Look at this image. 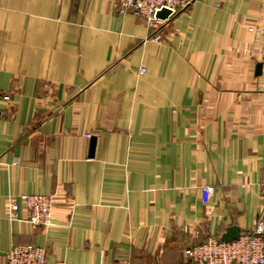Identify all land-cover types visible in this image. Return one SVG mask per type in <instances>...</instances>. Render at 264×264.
I'll list each match as a JSON object with an SVG mask.
<instances>
[{
    "label": "crops",
    "instance_id": "1",
    "mask_svg": "<svg viewBox=\"0 0 264 264\" xmlns=\"http://www.w3.org/2000/svg\"><path fill=\"white\" fill-rule=\"evenodd\" d=\"M122 3L0 0V262L34 243L51 262L186 264L264 222V0H195L157 28ZM39 193L50 225L8 218Z\"/></svg>",
    "mask_w": 264,
    "mask_h": 264
},
{
    "label": "built area",
    "instance_id": "2",
    "mask_svg": "<svg viewBox=\"0 0 264 264\" xmlns=\"http://www.w3.org/2000/svg\"><path fill=\"white\" fill-rule=\"evenodd\" d=\"M195 0H123L120 12L125 14L131 10L135 15L143 17L148 26L157 28L161 20H169L181 11L187 10ZM167 9L170 14L166 18L158 17L159 11ZM163 39L161 32H156L154 41ZM140 68V73L145 72ZM9 101L8 93L0 95V99ZM91 138V133H86ZM215 188L204 185L201 188L202 200L208 203ZM53 194H22L10 197L7 216L10 220L19 217L21 205H24L27 219L33 225L48 226L53 218ZM188 264H264V222L259 220L256 225L242 233L238 239L222 240L210 236L206 242L199 243L185 249ZM0 264H67L64 261L51 262L48 260L46 248L34 243H16L6 255V260Z\"/></svg>",
    "mask_w": 264,
    "mask_h": 264
},
{
    "label": "water",
    "instance_id": "3",
    "mask_svg": "<svg viewBox=\"0 0 264 264\" xmlns=\"http://www.w3.org/2000/svg\"><path fill=\"white\" fill-rule=\"evenodd\" d=\"M170 14V11L167 9H163L158 12L157 16L161 18H166ZM263 72V63H258L256 67V74L261 75ZM95 148V139L91 140V151L93 152ZM93 154V153H92ZM240 229L237 226H230L227 231L223 234L222 240L230 241V240H235L238 239L240 236Z\"/></svg>",
    "mask_w": 264,
    "mask_h": 264
},
{
    "label": "trees",
    "instance_id": "4",
    "mask_svg": "<svg viewBox=\"0 0 264 264\" xmlns=\"http://www.w3.org/2000/svg\"><path fill=\"white\" fill-rule=\"evenodd\" d=\"M186 264H188V262H186Z\"/></svg>",
    "mask_w": 264,
    "mask_h": 264
}]
</instances>
